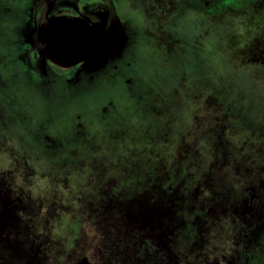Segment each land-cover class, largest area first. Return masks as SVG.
Listing matches in <instances>:
<instances>
[{"label": "flooded vegetation", "instance_id": "1", "mask_svg": "<svg viewBox=\"0 0 264 264\" xmlns=\"http://www.w3.org/2000/svg\"><path fill=\"white\" fill-rule=\"evenodd\" d=\"M218 1L222 0H0V126L12 128L10 134L7 132L3 137L22 149L25 147L21 140L15 139L18 135L24 136L48 155L64 152L69 156L70 148L97 138L95 125L81 110L73 112L70 134L53 133L49 115L34 117L21 104L18 97H23L20 90L23 86L35 88L50 102L58 96L77 98L98 91L104 84L117 83L125 87L128 97H142L146 81L138 76L130 57L138 42V31L124 13L133 5L141 7L145 32L159 36L167 50L179 49L184 42L198 56L204 47L220 51L222 64L228 59L234 67L249 69L252 81L264 80L260 79L264 78V0H234L235 5L231 2L220 9H211ZM106 12H116L125 28L126 43L121 51L109 53L105 60L91 68L86 66L85 60L68 66L66 60L53 56L44 41L49 31H65L67 20L81 28H92L100 23ZM180 32H185L186 36L177 39ZM198 66L201 68L200 62ZM253 98L257 99L256 103L262 102L263 106L257 108L261 114L256 115L255 124L244 125L236 131L237 141L234 142L238 146L235 153L226 147L231 144L230 140L224 148L220 147L221 153L215 159L222 174L216 182L206 184L210 169L204 170L199 177L204 175L203 189L207 195L201 200L196 197L193 203L189 194L184 197L188 201L178 205L182 210L178 213L181 212L185 219L181 221V227L173 231L175 243L170 238H163L166 222L162 219L178 201L179 175L175 177L173 171L166 170L163 176L160 169L163 159L155 158L157 154L153 147L145 153L148 161L154 157L148 169L129 168V165L124 169L116 168L118 164L114 163L112 170L94 174L98 179H92L93 186L77 188V194L83 197H77L72 191L75 196H62V200L77 199L80 204L86 203L83 206L87 208L85 220L92 225L94 242L99 239V245L93 246L94 264H181L183 261L194 264L200 262V256L209 258V254H220L224 259L222 264H253L257 256L264 257V95ZM51 107L49 104L46 111L49 112ZM115 107L112 97L99 105L101 126L108 125L106 120L115 115ZM222 118L227 122L222 123V134L227 137L228 132L224 129L228 126V131L232 132V125L227 121V115L223 114ZM218 125L216 123L215 127ZM221 139L220 135L215 137V148ZM164 158L169 157L165 154ZM195 174L192 171L191 187H185L186 193L193 191V195L201 191L200 180ZM100 177L119 178L121 184H114L107 190ZM0 198L4 200L5 196ZM174 213L177 223V210ZM81 224H78L76 234L82 229ZM19 232L17 228L14 234ZM179 234L182 241L178 242ZM14 238L9 239L12 244L3 242L1 252L6 254H1L4 255L2 259L9 261L8 257L12 256L14 260L21 255L26 258V264H30L31 250L21 246L22 254L13 251L19 242ZM195 246H200V250L195 251ZM184 251L192 254L186 255V261L181 257H184ZM74 253L71 250L69 257Z\"/></svg>", "mask_w": 264, "mask_h": 264}, {"label": "rangeland", "instance_id": "2", "mask_svg": "<svg viewBox=\"0 0 264 264\" xmlns=\"http://www.w3.org/2000/svg\"><path fill=\"white\" fill-rule=\"evenodd\" d=\"M231 2L235 5L234 0L218 1L211 9H220ZM141 12V7L134 5L132 9L124 11L126 18L132 19L138 31V42L130 57L136 72L140 74L138 76L146 81L147 87L142 97H128L127 90L119 83L104 84L98 91L77 98L58 96L53 102L45 100L35 88H20L24 93L23 97H18L21 104L34 117L49 115L53 133L70 134L74 124L73 112L81 110L95 125L93 129L97 131V138L70 148V156L64 152L48 155L31 139L18 135L15 140H21L25 147L21 149L3 137L7 132L10 134L12 128L3 129L4 126H0V197L5 196L4 200L0 198V264H26V258L21 255L14 260L12 256L8 257L9 261L2 259L1 254L5 253L1 252L2 244H12L10 237L19 240L13 251L21 253V246L31 250L30 264H94L93 246L99 245V239L94 242L92 225L85 220L87 208L83 206L86 203L61 198L65 194H77L80 185L87 188L93 186L92 179H98L94 174L112 170L114 163L118 164L116 168L124 169L129 165V168L136 166L140 170L148 169L154 157L148 161L145 153L152 147L157 154L155 158L160 156L163 159L160 163L163 176L166 170L173 171L175 177L179 175L181 189L178 201L162 219L166 222L163 238H170L175 243L173 231L181 227V221L185 219L181 212L178 213L182 202L188 201L184 197L191 194L194 203L196 197L201 200L207 195L203 189L204 175L199 177L200 174L210 169L211 178L206 177V184L216 182L215 179L222 174V168L217 166L215 159L221 153L220 147L230 140L231 144H226V147L235 153V147L238 146L235 143L236 131L239 132L244 125L255 124L256 115L261 114L257 108L260 109L263 104L256 103L257 99L253 97L264 95V80L252 81L249 69L234 67L228 59H224L226 63L222 64L220 51L204 47L198 56L184 42H181L179 49L167 50L159 36L145 32ZM172 29L177 28L172 26ZM177 35V39L186 36L185 32ZM109 97L115 100V115L106 120L107 126H101L97 109ZM49 104L52 107L48 112L46 110L49 108L46 107ZM223 114L228 116L227 121L232 125V132L228 131V126L224 129L228 132V138L222 134V123H227L223 121ZM216 123L219 124L217 127ZM219 135L223 140L217 142L215 148L213 142ZM165 154L168 159L164 158ZM192 171L196 173V179L200 180L201 190L194 192V195L193 191H185L186 186L191 187ZM99 180H104L107 190L114 184H121L119 178L100 177ZM76 196L83 197L81 194ZM190 205L188 202V207ZM174 210L178 213L177 223ZM81 222L82 229L76 234ZM17 228L20 232L16 235L14 231ZM35 235L39 236V240ZM176 238L178 242L182 241L180 234ZM76 240L78 242H74ZM43 246L42 251H39ZM200 248L195 246L194 250ZM71 250L75 253L70 258ZM182 253L184 257H181L185 261L186 255H192L186 251ZM83 257L84 260L81 259ZM205 258L208 260L205 261ZM205 258L200 256V262L194 264L224 263L220 254H209V258ZM181 264L186 263L183 261ZM253 264H264V257L257 256Z\"/></svg>", "mask_w": 264, "mask_h": 264}, {"label": "water", "instance_id": "3", "mask_svg": "<svg viewBox=\"0 0 264 264\" xmlns=\"http://www.w3.org/2000/svg\"><path fill=\"white\" fill-rule=\"evenodd\" d=\"M124 29L116 12H106L102 15L100 23L88 29L67 20L65 31H49L44 41L47 42L53 56L66 60V65L85 60L86 66L91 68V65L94 66L95 63L106 59L109 53L119 52L124 48L126 43Z\"/></svg>", "mask_w": 264, "mask_h": 264}, {"label": "bare ground", "instance_id": "4", "mask_svg": "<svg viewBox=\"0 0 264 264\" xmlns=\"http://www.w3.org/2000/svg\"><path fill=\"white\" fill-rule=\"evenodd\" d=\"M8 65V64H7ZM46 83V82H45ZM44 86V85H43ZM67 86V85H66ZM76 86V85H75ZM76 89V88H75ZM65 90V89H64ZM66 93V92H65ZM52 95V94H51ZM45 96V95H44ZM48 96V95H47Z\"/></svg>", "mask_w": 264, "mask_h": 264}, {"label": "trees", "instance_id": "5", "mask_svg": "<svg viewBox=\"0 0 264 264\" xmlns=\"http://www.w3.org/2000/svg\"><path fill=\"white\" fill-rule=\"evenodd\" d=\"M1 257H3V258H4V255H3V256H1Z\"/></svg>", "mask_w": 264, "mask_h": 264}]
</instances>
